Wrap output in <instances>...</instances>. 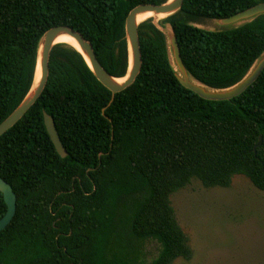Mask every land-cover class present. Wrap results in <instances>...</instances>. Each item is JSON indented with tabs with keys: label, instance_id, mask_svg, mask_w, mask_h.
<instances>
[{
	"label": "trees",
	"instance_id": "trees-1",
	"mask_svg": "<svg viewBox=\"0 0 264 264\" xmlns=\"http://www.w3.org/2000/svg\"><path fill=\"white\" fill-rule=\"evenodd\" d=\"M166 1L0 0V123L29 91L48 29L79 31L105 69L123 77L127 15L140 4ZM263 1L184 0L159 23L174 28L197 80L227 88L263 52L264 14L219 31L195 23ZM138 31L141 71L114 97L77 49L66 43L51 49L42 94L0 136V176L17 196L16 213L0 232V264H138L148 239L159 244L148 264L189 260L193 250L174 193L193 180L227 188L236 175L264 192V70L232 99H205L178 80L166 34L153 19ZM44 112L54 118L66 157L47 132ZM6 210L0 191V218Z\"/></svg>",
	"mask_w": 264,
	"mask_h": 264
},
{
	"label": "water",
	"instance_id": "water-1",
	"mask_svg": "<svg viewBox=\"0 0 264 264\" xmlns=\"http://www.w3.org/2000/svg\"><path fill=\"white\" fill-rule=\"evenodd\" d=\"M183 2L184 0H167L166 2H163L161 4H140L134 7L129 12L125 22V32L128 47V69L126 75L123 77L114 76L105 69V67L99 61L96 52L94 51L93 44L89 40H87L79 31L68 25H57L48 29L43 34L39 42L37 66L33 83L20 104L5 120L0 123V136L11 127H13L26 114V112L42 94L48 80L49 58L51 49L56 44L65 43L56 42L59 35H68L76 40L79 46L78 48L71 44L69 45L73 46L82 54L83 58L85 59L86 63L88 64L89 68L94 73L96 78L112 92L113 97L117 92H120L130 86L140 73L142 66V52L138 28L139 25L147 19L138 21V16L147 12H153L154 14L158 15V17H150L148 19H153V21L159 26L163 33L166 34L172 66L178 80L183 86L191 89L201 97L209 100H228L243 93L259 78L262 71L264 70V50L261 55L255 60L247 74L236 84L227 88L218 89L201 83L189 72L183 61V58L181 56V48L174 28L170 25L163 26L159 23L162 18L178 12L182 8ZM261 14H264V1L259 2L247 9H244L232 16L217 19L220 25H223L227 28L203 29L209 31H219L238 27L240 25L235 24L241 21H244V23H246ZM38 66H40L39 79H37ZM122 78L125 79L123 81H119V79ZM43 116L47 132L57 152L62 157H66L67 151L57 131L54 118L47 112H44ZM262 142L263 136L260 135L259 140L254 147V152H256L257 148L262 144ZM0 191L2 192L5 203L7 205L5 214L0 218L1 232L9 225L16 213L17 196L13 190V187L1 176Z\"/></svg>",
	"mask_w": 264,
	"mask_h": 264
},
{
	"label": "rangeland",
	"instance_id": "rangeland-1",
	"mask_svg": "<svg viewBox=\"0 0 264 264\" xmlns=\"http://www.w3.org/2000/svg\"><path fill=\"white\" fill-rule=\"evenodd\" d=\"M195 24L227 28L215 19ZM171 199L193 250L191 259H177L172 264H264V192L246 177L236 175L227 188H206L193 180ZM158 251L155 240H144L138 264H148Z\"/></svg>",
	"mask_w": 264,
	"mask_h": 264
},
{
	"label": "bare ground",
	"instance_id": "bare-ground-1",
	"mask_svg": "<svg viewBox=\"0 0 264 264\" xmlns=\"http://www.w3.org/2000/svg\"><path fill=\"white\" fill-rule=\"evenodd\" d=\"M150 17H158V15L154 14L153 12H147V13L139 15L138 21H142V20L148 19ZM56 42H65V43L71 44L77 48L79 47L74 38H72L71 36H68V35H64V34L59 35ZM39 77H40V66H38L37 79H39ZM124 79L125 78L119 79V81H123Z\"/></svg>",
	"mask_w": 264,
	"mask_h": 264
}]
</instances>
